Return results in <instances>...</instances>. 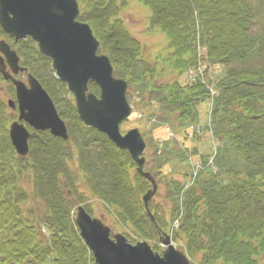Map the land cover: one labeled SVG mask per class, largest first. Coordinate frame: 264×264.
I'll list each match as a JSON object with an SVG mask.
<instances>
[{
  "label": "trees",
  "instance_id": "16d2710c",
  "mask_svg": "<svg viewBox=\"0 0 264 264\" xmlns=\"http://www.w3.org/2000/svg\"><path fill=\"white\" fill-rule=\"evenodd\" d=\"M77 1L79 20L90 26L114 77L151 109L155 103L170 128L160 146L142 134L145 172L164 193L162 214L153 198L155 223L150 221L142 203L150 182L126 151L83 126L73 99L59 109L53 88L69 93L51 78L49 88L42 87L67 122L68 141L32 132L25 158L11 145V118L0 97V264H95L71 214L87 196L75 191L73 181L60 185L70 171L60 152L68 145L74 156L76 144L73 165L85 192L128 229L130 244L138 237L154 246L175 220L172 240L181 241L190 264H264V0H136L149 11L148 30L164 36L151 57L121 18L118 4L127 0ZM26 42L32 59L44 58L35 43ZM21 59L29 70L28 56ZM185 75L191 77L183 83ZM89 91L99 93L93 83ZM212 140L209 164L205 147ZM194 159L201 164L195 176Z\"/></svg>",
  "mask_w": 264,
  "mask_h": 264
},
{
  "label": "water",
  "instance_id": "95a60500",
  "mask_svg": "<svg viewBox=\"0 0 264 264\" xmlns=\"http://www.w3.org/2000/svg\"><path fill=\"white\" fill-rule=\"evenodd\" d=\"M79 15L76 0H0L1 30L15 42L30 38L36 43L39 53L51 60L56 78L73 95L83 125L102 133L116 148L126 151L136 164V172L150 182L151 189L142 202L150 221L155 223L149 202L158 187L152 175L144 171L146 143L138 129L124 135L120 132L121 123L132 113L126 99L127 83L113 76L107 56L97 54L99 42L90 26L78 21ZM7 65L10 72L6 71ZM24 72L27 85L13 78ZM0 74L15 89L16 103L9 100L7 105L18 110L17 122L9 127V139L19 157H26L29 152L30 134L23 123L35 131H49L54 137L68 139L65 123L51 98L26 69L19 67L16 52L4 40L0 41ZM89 82L98 86V97L88 93ZM75 223L95 264H190L166 234L161 240L165 248L159 254L145 241L132 245L123 235H112L110 227L92 218L81 206L77 208Z\"/></svg>",
  "mask_w": 264,
  "mask_h": 264
},
{
  "label": "rangeland",
  "instance_id": "374dc122",
  "mask_svg": "<svg viewBox=\"0 0 264 264\" xmlns=\"http://www.w3.org/2000/svg\"><path fill=\"white\" fill-rule=\"evenodd\" d=\"M118 6L121 7L120 8V15H121V18L124 20V25L126 26V28H128V30L136 38V40H138L142 44L143 48L147 52V55L150 57L153 56L158 50H160L163 47L165 40H164V36L161 33L156 32V31L150 32L148 30L147 18L149 17V11L147 9L143 8L142 6H140L136 2V0H127V4H124V2H120L118 4ZM260 7L262 8V5ZM0 40H4L5 42L12 44L11 43L12 39H10L8 36H6L3 32H2V34L0 33ZM21 43H24L25 45H21ZM14 49L16 50L19 57L21 56V58H22L24 55L28 56L29 60L32 63V65L29 67L31 70L29 69L30 71L28 70L29 71L28 73H30L33 76L35 75L34 77L40 82V84L43 87L49 88L51 78L54 79L55 81H59L56 78V76L54 75V72H52V73L49 72L50 70H52V67L48 66V63H47V61H45L44 58H40L38 55H35L32 59V55H31L32 53H30L31 47H30V44H28L26 41H21L18 44H15ZM21 58H20V61L23 62V59H21ZM23 63H25V62H23ZM212 75H210V76H212ZM190 77L191 76H189V75L188 76L185 75L180 79V81L184 83V82L188 81ZM0 78H1L0 79V97L2 98L3 102L7 105V102L9 100L15 101L14 87L11 83L4 81V79L1 76H0ZM17 79L19 81H23V82L26 81V77L22 76V75L18 76ZM46 85L48 87H46ZM53 89L56 91V93H55V91L51 89L53 91V93H55V96H56V94H58L57 101L60 104L59 109L64 110L65 108H62L61 106H64V100L73 99L72 94L69 93L68 90L67 91L69 94L60 93L61 90L57 85ZM127 92H130V96H129L130 98H128V96H127V98L129 99V100L127 99V101L132 106V109H133L132 112L133 113L125 122H123L121 124L120 132L122 134H125L129 130L138 129L141 134H144L146 139H150L153 142L152 144L156 143V145L160 146L159 143L163 142L162 139H164V138L167 139V137L169 135L168 132H170V128L168 127V125H166V123H164V120L159 118L160 116H159V112H157V105L155 106V103H153L154 105H153V108L151 109L147 105L148 100H143L142 96H140L138 92H134V91L129 90V89ZM93 94L96 95L95 93H93ZM52 99H53L52 102L55 106L54 98H52ZM72 101L74 103V99ZM16 110L17 109H15V110H11L10 108L7 109V111H8L7 116L9 118H11V121L8 125V132H7L8 135H9L10 125L13 122H17V119H18V113L16 112ZM56 110H57V108H56ZM58 112H59V110H57V114L59 115ZM67 116L71 117V114L68 112ZM200 116H201V114H200ZM59 117H60V115H59ZM60 119H61V117H60ZM78 119H79V117H78ZM204 119H205V115L203 114L202 118L200 119V124H201L200 130L201 131H203V128H204V125H203ZM79 121H80V119H79ZM75 122L76 121L74 119V123ZM66 124H67V122H66ZM23 125L29 131L30 135L32 132H35L36 135H39L40 133H45V134L48 133L47 131H35L34 129L30 128L25 123H23ZM48 134L50 135V133H48ZM201 134H202V137L204 138L205 134H203L202 132H201ZM45 137H47V136H45ZM47 138H49V137H47ZM45 140H48V139H45ZM205 140H207V139H205ZM77 141H80V139L77 138L76 142ZM212 146H213V143H212ZM210 147H211L210 143H208V146L205 147V151L209 155L212 154ZM77 148H78L77 144L75 146H73L72 151H75L74 156H72V152H71L70 148L68 147V145H65L63 147V149H62V150H64L63 153L60 152L61 156L67 157L66 160L68 162V166L70 167V171H65V173L60 178V185L61 186L65 185V184L71 185V183L73 181L74 184L76 185L75 191L78 190L80 192V193L79 192L78 193L80 194L81 197L87 196V197H83V202L76 205L74 207L75 208L74 211H72V213H71L73 216L74 223H75V218H76V214H77V208L81 206L84 208L86 213L89 214L92 218L103 220V222L107 226L110 227L112 235L121 234L128 241L127 236L124 235V232H126V233L129 232L128 229H126L123 226V224H120L119 222H117L115 220V218L113 217V215H111V213L108 212V210L102 204H100L97 200L93 199L88 192H85V187H84L85 184L83 186L82 179H81L82 174L80 172H78L77 166L73 165V161L77 158ZM27 156H28V154H27ZM192 162H193L194 167H193V171H191V172H193V174L195 176V173H197V171H198L197 168L201 167V164H200V162H198V159L197 160L194 159V161H192ZM148 167H149V165H146V166L144 165V170L148 169ZM214 167H215V165H214ZM157 191L158 192L156 193L154 200L151 201V203L156 204L158 206L161 205V208H158L155 210L158 215H161L162 214L161 209L164 206V197H163L164 193H163V190L161 189V186H158ZM177 225H178L177 221L174 220V222L171 226L170 232L167 233V235L170 237V241L172 243V246L176 250L181 252V249H180L181 248V241L178 240V241L174 242L172 240L173 239L172 233H173L174 229H176ZM75 226H76V223H75ZM76 228H77V226H76ZM77 230H78V228H77ZM164 235L165 234H162L159 236L158 242L155 243L154 246L152 245L151 242H147L151 247H154L155 248L154 251L159 253V254L165 248L164 244L161 241L164 238ZM137 242H144V241L139 239L138 237H136L135 242L131 243V244H135Z\"/></svg>",
  "mask_w": 264,
  "mask_h": 264
},
{
  "label": "flooded vegetation",
  "instance_id": "af4514ba",
  "mask_svg": "<svg viewBox=\"0 0 264 264\" xmlns=\"http://www.w3.org/2000/svg\"><path fill=\"white\" fill-rule=\"evenodd\" d=\"M9 38H11V37H9ZM11 39H12V44H9V43H8V44H9V46H10V49L16 52V50L14 49V48H15L14 45H15V44H18V43L21 42V41L15 42L13 38H11ZM23 41H27V39H26V40H23ZM37 50H38V49H37ZM16 54H17V52H16ZM17 56H18V54H17ZM18 57H19V56H18ZM19 59H20V57H19ZM20 62H21V61H20ZM20 62H19V67L22 68V69H23V68H26V67L22 66V65L20 64ZM6 71H9V72H10V69H9L8 65L6 66ZM25 74H26L25 72H24V73H18V75L13 76V78H14L15 80H17V77H18V76H21V75H22V76H25ZM0 76H1V74H0ZM1 77H2V76H1ZM4 81H5V80H4ZM6 82L11 83L10 81H6ZM22 82H23V81H22ZM23 83H25V84L27 85V82H26V81L23 82ZM16 112H18V111L16 110Z\"/></svg>",
  "mask_w": 264,
  "mask_h": 264
},
{
  "label": "bare ground",
  "instance_id": "6f19581e",
  "mask_svg": "<svg viewBox=\"0 0 264 264\" xmlns=\"http://www.w3.org/2000/svg\"><path fill=\"white\" fill-rule=\"evenodd\" d=\"M62 83V82H61ZM64 84V83H63ZM66 85V84H65ZM66 88H67V86H66Z\"/></svg>",
  "mask_w": 264,
  "mask_h": 264
}]
</instances>
